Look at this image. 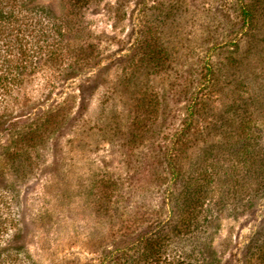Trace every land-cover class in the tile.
<instances>
[{
    "label": "rangeland",
    "instance_id": "374dc122",
    "mask_svg": "<svg viewBox=\"0 0 264 264\" xmlns=\"http://www.w3.org/2000/svg\"><path fill=\"white\" fill-rule=\"evenodd\" d=\"M34 1L53 26L23 30L21 48L0 30V264H107L123 229L96 213L104 188L108 206L140 217L135 233L168 222L166 190L180 186L162 153L173 148L181 174L201 157L172 147L183 128L205 137L206 163L249 169L256 193L255 154L246 167L230 152L248 133L264 148V0ZM143 96L158 118L138 129ZM253 202L219 213L218 264H241L250 237L264 240V198Z\"/></svg>",
    "mask_w": 264,
    "mask_h": 264
},
{
    "label": "trees",
    "instance_id": "16d2710c",
    "mask_svg": "<svg viewBox=\"0 0 264 264\" xmlns=\"http://www.w3.org/2000/svg\"><path fill=\"white\" fill-rule=\"evenodd\" d=\"M81 1L84 0L72 2L67 0V4L73 7L77 4L81 5ZM246 13L251 16L249 12ZM51 19L50 11L42 5H37L33 0H0V30L15 32L16 35L12 34L15 37L12 41H16V45H19L20 48L22 45L18 44L19 35L23 30L30 31L33 34L43 22L53 26L54 22L51 23ZM53 19L55 20V18ZM4 21L5 23L1 24ZM11 24H14V26H11ZM17 50L19 51V49ZM6 51H8L6 53H11L8 49ZM150 95H152L150 97H155L154 94ZM143 99L145 103L136 107L138 108L136 113L139 112L143 116L136 123V125H139L138 129L144 126L151 127L158 118V103H153L146 96H143ZM184 131L183 128L181 131L173 133L175 141L171 144L172 147L182 142L180 153H186V156L189 152H186L187 150L198 151L201 157L191 161L192 166L195 167L193 173L181 174V169H179V166L177 167L176 163L180 160L176 158L175 153L173 156V148L162 153L161 165L168 170V180L172 185L177 184L178 187L180 186L177 194L172 193V190L170 191L171 187H167L166 191L169 189V192L165 194V198L170 199L171 197L173 205L172 220H170L171 216L168 217L169 220L165 223L155 220L153 229H142L135 233L133 227H139L141 220L138 216L131 218L134 213L131 206L126 207L119 204V201H115L114 205L108 206L107 202L104 201L106 195H110L106 188L103 189L105 191L101 192V195L96 197V213L106 217V226H110V228L116 226L118 234L123 229L117 236L116 246L104 258L107 264H218L217 251L212 244V240L208 239V235L212 230L216 232L219 213L224 211L233 212L239 208L243 210L251 209V207H254L253 201L255 198H264V148L248 136L251 134L248 133L238 143L235 142L230 155L239 157V163L243 159L242 164L246 167L256 164L257 161L259 162V171L253 169V181L259 185V188H256V193L247 189L248 187L245 184L247 182L246 178L252 177L249 169L245 168L240 173L236 167V169L224 170L220 166L215 167L212 161L206 163L210 154L200 144L205 141V137L199 139L193 134L187 136ZM182 136H186L184 141H182ZM192 136L194 138H190ZM148 145H151V143ZM249 153L255 154L257 159L247 166L246 163L251 159ZM200 159L203 160V165L198 163ZM157 179H159L158 176ZM112 191L114 192V189ZM141 196L140 202L147 208L145 212L151 213V205L145 203L146 195ZM132 203L133 206L136 204L135 202ZM140 208L138 206V209ZM157 213L156 211V215H158ZM259 236L260 233L256 236L255 234L252 235L244 245L241 264H264V240H260Z\"/></svg>",
    "mask_w": 264,
    "mask_h": 264
}]
</instances>
